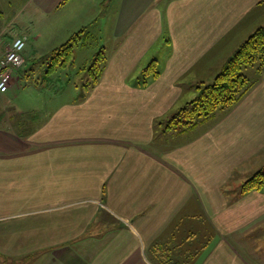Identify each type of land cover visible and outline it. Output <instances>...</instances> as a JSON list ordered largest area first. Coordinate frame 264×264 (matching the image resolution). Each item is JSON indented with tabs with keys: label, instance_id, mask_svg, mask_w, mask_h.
<instances>
[{
	"label": "crops",
	"instance_id": "0c3cea01",
	"mask_svg": "<svg viewBox=\"0 0 264 264\" xmlns=\"http://www.w3.org/2000/svg\"><path fill=\"white\" fill-rule=\"evenodd\" d=\"M100 19L108 34L98 84L87 89V75L71 92L74 77L55 61L47 76L64 84L48 85L46 97L22 94L36 86L24 68L82 29L73 55L88 48ZM262 20L264 0H0V56L27 38L24 65L0 92V257L264 264V190L231 194L264 167V68L250 66L254 85L231 110L167 128ZM153 62L159 76L142 85ZM197 224L212 240L194 255Z\"/></svg>",
	"mask_w": 264,
	"mask_h": 264
},
{
	"label": "trees",
	"instance_id": "16d2710c",
	"mask_svg": "<svg viewBox=\"0 0 264 264\" xmlns=\"http://www.w3.org/2000/svg\"><path fill=\"white\" fill-rule=\"evenodd\" d=\"M84 29L75 33L68 41L53 51L56 63L61 67L73 61L74 47L83 40L81 37ZM107 56L103 50L96 55L93 63L88 68L89 82L87 89L93 88L98 84L104 70V63ZM256 66L264 68V25L258 27L243 43L237 48L221 72L211 83L203 84L198 87L196 98L185 103L179 112L170 118L167 124L168 129L186 131L193 129L204 120L214 115L231 110L239 103L250 91L254 82L249 79L243 69ZM159 76L155 62L142 70L138 81L145 85L150 78ZM264 190V167L255 172L249 179L243 182L240 192L246 194L252 191ZM212 240L208 237L197 244L194 255H198ZM190 258L193 255L189 254ZM186 261L185 264H191Z\"/></svg>",
	"mask_w": 264,
	"mask_h": 264
},
{
	"label": "rangeland",
	"instance_id": "374dc122",
	"mask_svg": "<svg viewBox=\"0 0 264 264\" xmlns=\"http://www.w3.org/2000/svg\"><path fill=\"white\" fill-rule=\"evenodd\" d=\"M105 8L106 7H103V9H105ZM260 23L261 24H259L258 27L264 25V20H262V22H260ZM98 24H99V28H100L101 19L99 20V22H96L95 26H93L94 29H96V26ZM101 30L104 32V34H103V32H101ZM107 30H108V27L105 26L104 29H103L102 25H101V28H100L99 32H98V28L96 29V32L92 30L93 34L96 37V39L95 40H91V42H89V45L87 46L88 48H82V47H77L76 48L77 51H76V54L74 56V61H72V64H70L68 66V68L66 67V70H64V71L60 70L61 66L59 65V63H57L55 65V67H58L60 73L62 72L64 74H66V73L67 74H72V76L74 77L73 78L74 80L72 81V84L74 85V87L70 88L72 90L71 92H74V89H75L76 93H78V94L82 92L83 85L86 83L87 75H88L87 69H83L85 67L84 63H86L87 59L92 62L94 60L95 56L97 55V53H99L101 51L98 47L101 45V42H103L102 39H103L104 35L108 34ZM250 35H248L245 38V40ZM76 46H78V45H76ZM47 59H49V60H44V61L42 60V61H40L38 63L30 65L28 67V69L24 68V70H23L24 72L28 71V73L30 74V81L33 82L36 85L34 87V89L28 87V88H25L24 92H22V90H19V89L18 90L14 89V90H12L11 95H13V93H16V94L20 95V93L22 92V94L26 95V96H28V94L30 93V95L31 94H36L37 96L46 97L48 95H51L50 92H49V87L52 84L57 86L55 89H58L60 87V85H63L64 84L63 80L57 81L56 77H54V78L51 77L50 78L51 80H50L49 76H47V71L50 68H52V64H54V62H55V59H54L53 55L47 56ZM89 65L90 64H88L86 67L89 68ZM252 72L255 73V71H251L250 67H246V68L243 69V73L245 75L251 76ZM210 74H211V72H210ZM213 79H215V78H213ZM212 81L213 80H208L207 83H211ZM192 84H193V86L191 85L190 87H188V86L186 87L187 91L189 90L191 92V91H193V89H195L198 86V84L195 83V82H192ZM48 85H49V87H47ZM65 93L67 94V91H65ZM194 94L195 95L192 98H190L189 101H191L194 98H196L198 92H197V94H196V92ZM185 103L186 102H184L182 105H184ZM219 115H220V113L217 114V118H218ZM258 169L254 170V172H251V173H245L244 176H243L244 179H246V180L249 179L253 175V173L258 171ZM242 184H241V186H242ZM241 186L237 187L236 185H232L233 192H231V194L233 195V194L239 192L241 190ZM198 228H199V225L197 224V227H196L197 233L200 234L199 238L197 239V244L201 243L205 239V236L202 234V230H198ZM260 234H261L260 231H256V232H253L251 235H255V236H252V237H255L256 239H258ZM19 258L15 259L14 263H12L11 260H10V262H7L6 258L3 259V258L0 257V264H23L24 262H22V260H25V258L21 257L20 260H19Z\"/></svg>",
	"mask_w": 264,
	"mask_h": 264
},
{
	"label": "built area",
	"instance_id": "2783aa9c",
	"mask_svg": "<svg viewBox=\"0 0 264 264\" xmlns=\"http://www.w3.org/2000/svg\"><path fill=\"white\" fill-rule=\"evenodd\" d=\"M26 46V37H16L8 46L5 54L0 56V92L4 91L10 84L13 70L24 65Z\"/></svg>",
	"mask_w": 264,
	"mask_h": 264
}]
</instances>
